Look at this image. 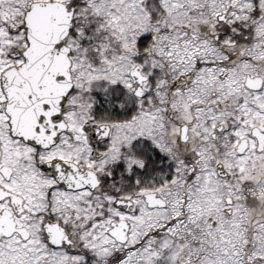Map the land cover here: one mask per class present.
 I'll return each instance as SVG.
<instances>
[{
  "label": "snow or ice",
  "instance_id": "1",
  "mask_svg": "<svg viewBox=\"0 0 264 264\" xmlns=\"http://www.w3.org/2000/svg\"><path fill=\"white\" fill-rule=\"evenodd\" d=\"M0 264H264V0H0Z\"/></svg>",
  "mask_w": 264,
  "mask_h": 264
}]
</instances>
